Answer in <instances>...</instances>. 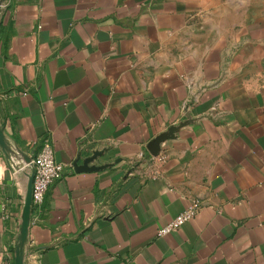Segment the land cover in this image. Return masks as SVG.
<instances>
[{"label": "crops", "instance_id": "crops-1", "mask_svg": "<svg viewBox=\"0 0 264 264\" xmlns=\"http://www.w3.org/2000/svg\"><path fill=\"white\" fill-rule=\"evenodd\" d=\"M1 2L0 122L65 167L26 264H264V0ZM32 171L0 149V262Z\"/></svg>", "mask_w": 264, "mask_h": 264}, {"label": "built area", "instance_id": "built-area-1", "mask_svg": "<svg viewBox=\"0 0 264 264\" xmlns=\"http://www.w3.org/2000/svg\"><path fill=\"white\" fill-rule=\"evenodd\" d=\"M4 6V3L2 4ZM192 123L193 119L188 118ZM142 159H145L149 168H153L154 175L158 173V164L165 162L167 156L164 153L146 158L144 153H140ZM32 165L34 167V182H33V213H39L44 204L47 191L50 184L63 176L65 167L62 162L57 161L55 156V149L50 142H45L40 152L33 158ZM151 170V169H150ZM202 204L196 200L190 203L186 209L180 212L171 222L162 226L158 234L164 235L171 231L179 229L185 222L191 220L200 211ZM32 213V220H33ZM37 219V217H34ZM31 220V221H32ZM17 241V239H16ZM0 264H15L14 257L0 262Z\"/></svg>", "mask_w": 264, "mask_h": 264}, {"label": "water", "instance_id": "water-1", "mask_svg": "<svg viewBox=\"0 0 264 264\" xmlns=\"http://www.w3.org/2000/svg\"><path fill=\"white\" fill-rule=\"evenodd\" d=\"M3 2L0 3V22ZM0 149L13 170H21L32 165L33 156L21 149L17 142L8 137L5 127L0 122ZM35 173L30 174L28 189L22 213V224L15 244V264H26L29 230L33 213V182Z\"/></svg>", "mask_w": 264, "mask_h": 264}]
</instances>
